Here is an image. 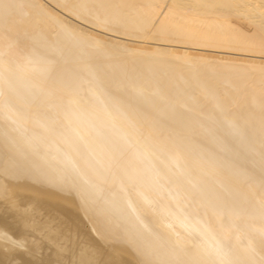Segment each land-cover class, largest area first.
<instances>
[{"label":"bare ground","instance_id":"6f19581e","mask_svg":"<svg viewBox=\"0 0 264 264\" xmlns=\"http://www.w3.org/2000/svg\"><path fill=\"white\" fill-rule=\"evenodd\" d=\"M0 264H264V0H0Z\"/></svg>","mask_w":264,"mask_h":264},{"label":"rangeland","instance_id":"374dc122","mask_svg":"<svg viewBox=\"0 0 264 264\" xmlns=\"http://www.w3.org/2000/svg\"><path fill=\"white\" fill-rule=\"evenodd\" d=\"M81 239L83 240V238H80L79 239V242L82 244L84 241L81 242ZM85 242H86V239L84 238ZM85 242L83 244H85Z\"/></svg>","mask_w":264,"mask_h":264}]
</instances>
